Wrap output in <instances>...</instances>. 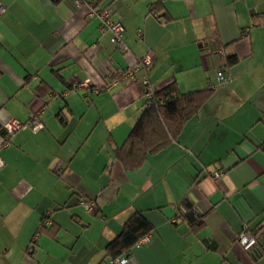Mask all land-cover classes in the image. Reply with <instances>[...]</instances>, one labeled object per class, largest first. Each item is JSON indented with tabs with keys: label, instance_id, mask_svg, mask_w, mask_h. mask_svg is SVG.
Here are the masks:
<instances>
[{
	"label": "crops",
	"instance_id": "1",
	"mask_svg": "<svg viewBox=\"0 0 264 264\" xmlns=\"http://www.w3.org/2000/svg\"><path fill=\"white\" fill-rule=\"evenodd\" d=\"M0 3V130L31 113L43 125L0 133V264H115L106 246L134 212L153 230L129 264H264V0ZM93 3L122 25L126 52L87 16ZM133 65L132 81L104 89ZM143 79L152 93L212 91L168 147L125 172L114 151L145 109ZM190 207L196 225L180 218ZM243 227L257 236L247 251Z\"/></svg>",
	"mask_w": 264,
	"mask_h": 264
},
{
	"label": "trees",
	"instance_id": "2",
	"mask_svg": "<svg viewBox=\"0 0 264 264\" xmlns=\"http://www.w3.org/2000/svg\"><path fill=\"white\" fill-rule=\"evenodd\" d=\"M156 10V7L151 9ZM234 63L233 58L228 59ZM209 89L181 93L174 83L152 93L146 98L145 109L140 114L126 139L114 151L116 162L125 172L139 169L148 156L155 155L168 147L179 135L183 125L195 116L201 106L209 99ZM0 133L3 134L2 130ZM47 215L41 219V228L45 227ZM153 230L147 218L132 213L124 222L120 233L107 244L106 254L112 260L130 258L137 242L149 236ZM256 234V233H255ZM129 264V263H128Z\"/></svg>",
	"mask_w": 264,
	"mask_h": 264
},
{
	"label": "built area",
	"instance_id": "3",
	"mask_svg": "<svg viewBox=\"0 0 264 264\" xmlns=\"http://www.w3.org/2000/svg\"><path fill=\"white\" fill-rule=\"evenodd\" d=\"M83 4V0H75V5L80 7ZM5 12V7L0 3V16ZM151 13H153L151 11ZM87 16L91 19L98 20L99 22V32L101 34L108 33L110 42L115 46V48L120 52H126L127 47L123 41V32L124 29L122 25L118 21H113L111 19V12L106 7H100L99 4L93 3L90 5ZM139 36L142 34L139 32ZM143 66L151 65V58L149 56L144 57L139 62ZM139 69V65H133L130 67L120 68L117 71H114L110 77L106 85L104 86L105 90L114 89L122 84L127 83L128 81H132L135 78V74ZM216 80L219 85L225 84L229 81V77L224 75L222 71L217 70L216 72ZM143 86L145 87L144 96L147 99H150L152 96V92L148 88V82L146 79L142 81ZM29 129L32 133H36L43 129V125L40 122L38 113H31L28 117V120L25 122H20L16 119H10L5 123L2 127L3 137L5 140H8L14 133L23 130ZM4 166V162L0 158V170ZM220 177L219 173H215L213 175L214 179H218ZM85 210L87 212H93L92 205L85 204ZM187 224L196 225L201 222V216L195 211L193 207L188 208L185 215L183 214L181 217ZM174 223V220L171 221ZM45 223H48L47 221ZM49 224V223H48ZM149 242V236H145L140 239L136 246H141L142 244H146ZM257 242V236L254 232L249 230L247 227H243L241 232L237 238V244L245 251L249 250L253 247ZM115 264H128L130 263V258L124 257L120 259L114 260Z\"/></svg>",
	"mask_w": 264,
	"mask_h": 264
},
{
	"label": "bare ground",
	"instance_id": "4",
	"mask_svg": "<svg viewBox=\"0 0 264 264\" xmlns=\"http://www.w3.org/2000/svg\"><path fill=\"white\" fill-rule=\"evenodd\" d=\"M94 203V202H93ZM97 209V208H96ZM94 217V216H93ZM79 221V220H78ZM80 222V221H79Z\"/></svg>",
	"mask_w": 264,
	"mask_h": 264
},
{
	"label": "rangeland",
	"instance_id": "5",
	"mask_svg": "<svg viewBox=\"0 0 264 264\" xmlns=\"http://www.w3.org/2000/svg\"><path fill=\"white\" fill-rule=\"evenodd\" d=\"M47 214H48V213H47ZM47 214H46V215H47ZM46 221H47V220H46Z\"/></svg>",
	"mask_w": 264,
	"mask_h": 264
}]
</instances>
